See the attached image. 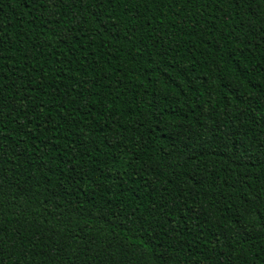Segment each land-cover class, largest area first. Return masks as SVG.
I'll use <instances>...</instances> for the list:
<instances>
[{"label": "trees", "instance_id": "1", "mask_svg": "<svg viewBox=\"0 0 264 264\" xmlns=\"http://www.w3.org/2000/svg\"><path fill=\"white\" fill-rule=\"evenodd\" d=\"M0 264H264V0H0Z\"/></svg>", "mask_w": 264, "mask_h": 264}]
</instances>
